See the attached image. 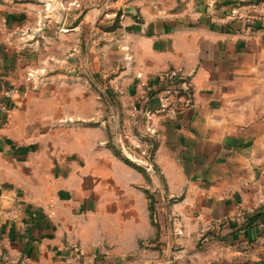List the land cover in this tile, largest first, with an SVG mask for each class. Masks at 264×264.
<instances>
[{
  "label": "crops",
  "instance_id": "obj_1",
  "mask_svg": "<svg viewBox=\"0 0 264 264\" xmlns=\"http://www.w3.org/2000/svg\"><path fill=\"white\" fill-rule=\"evenodd\" d=\"M251 1L157 0L65 53L82 18L61 28L50 71L31 6L0 0V264H264V222L249 218L264 216V12ZM172 70L192 103L161 114ZM133 125L156 139L150 179L109 142Z\"/></svg>",
  "mask_w": 264,
  "mask_h": 264
},
{
  "label": "rangeland",
  "instance_id": "obj_2",
  "mask_svg": "<svg viewBox=\"0 0 264 264\" xmlns=\"http://www.w3.org/2000/svg\"><path fill=\"white\" fill-rule=\"evenodd\" d=\"M12 2L23 6H31L27 13H23L27 18V30L34 34V40L37 39L35 41L38 44L39 52L51 56L46 63L47 70L50 71L63 68L62 61L57 60L59 56L54 55L61 44L60 40L62 41V35H60L62 27H73V25L79 23L80 19H84L79 30L70 31L72 35L69 39V45L66 43L64 45L65 53L67 50H71L72 53H78L79 51L83 53L90 50L92 45L91 36L96 35V32L116 31L122 27V17L125 13L138 16L140 15L138 7L157 4V0H12ZM75 64L76 62H72V67ZM53 66L54 68L50 69ZM75 67L78 69L77 66ZM88 77V82L93 83L94 80L90 76ZM106 99L104 98V101H107ZM115 99H118L116 94L113 100ZM133 126L134 133L125 136L126 132H123L124 144L133 155L145 158L137 144H144L150 151L152 143H156V139L154 136L139 131L135 125ZM117 128L123 129V125L119 124ZM109 132V142L116 147L118 146L121 151L118 142H115V132ZM121 154L125 156L122 151ZM149 171L151 174L155 173L152 169Z\"/></svg>",
  "mask_w": 264,
  "mask_h": 264
},
{
  "label": "built area",
  "instance_id": "obj_3",
  "mask_svg": "<svg viewBox=\"0 0 264 264\" xmlns=\"http://www.w3.org/2000/svg\"><path fill=\"white\" fill-rule=\"evenodd\" d=\"M251 6L254 9H258L261 12H264V0H252ZM236 11V10H235ZM164 78H170L176 85L170 89H168V95L166 103L163 104L160 113L161 114H172L176 115L182 111H184L191 103L193 99V88L188 84V79L186 76L180 74L178 70H172L165 74L163 76ZM20 88L18 86H11L7 87L4 90V94L7 97H12L14 94L19 93ZM142 151L144 159H148L152 161L151 159V152L148 151L146 146L144 144L138 143L137 144ZM153 172H156L153 168V162H152V168ZM148 169V170H151ZM54 209L50 211L49 214L53 213Z\"/></svg>",
  "mask_w": 264,
  "mask_h": 264
},
{
  "label": "trees",
  "instance_id": "obj_4",
  "mask_svg": "<svg viewBox=\"0 0 264 264\" xmlns=\"http://www.w3.org/2000/svg\"><path fill=\"white\" fill-rule=\"evenodd\" d=\"M171 84H174L173 82H171V80H169V83L168 85H171ZM112 148L114 149V151L120 155L121 154V151L118 149V146L116 147L114 144H111ZM155 147H156V143H152V147L150 149V152H151V159L153 161V155H154V151H155ZM123 156V155H122ZM124 159L126 161H128L129 163L135 165L136 167H138L140 170L144 171L145 173H147L149 179L151 178L150 176V171L145 169L144 167L132 162L131 160H129L128 158H126L125 156H123ZM153 168L154 170H156V172H158V169L156 167V165L154 164L153 165ZM146 193L148 195V198H149V204H150V210H151V218H152V223L154 224L155 228H156V236L159 235L160 233V223L158 221V217H157V200H156V197L154 195V193L150 190H146ZM261 214H252L251 216H249L250 220L252 221H257V222H264V216L261 217L260 216Z\"/></svg>",
  "mask_w": 264,
  "mask_h": 264
},
{
  "label": "water",
  "instance_id": "obj_5",
  "mask_svg": "<svg viewBox=\"0 0 264 264\" xmlns=\"http://www.w3.org/2000/svg\"><path fill=\"white\" fill-rule=\"evenodd\" d=\"M128 10V7H127ZM119 126V125H118ZM117 141H118V145L122 151V153L125 155L126 158H128L129 160H131L132 162L146 168V169H151L152 168V162L148 159H144L141 157H137L135 155H133L125 146L124 144V140L122 138V134L120 132V130L118 129L117 132Z\"/></svg>",
  "mask_w": 264,
  "mask_h": 264
}]
</instances>
